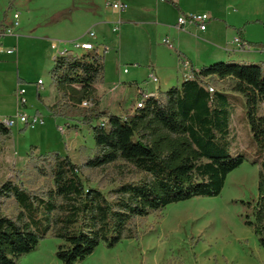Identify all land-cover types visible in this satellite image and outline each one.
<instances>
[{"label":"rangeland","instance_id":"374dc122","mask_svg":"<svg viewBox=\"0 0 264 264\" xmlns=\"http://www.w3.org/2000/svg\"><path fill=\"white\" fill-rule=\"evenodd\" d=\"M91 1L0 0V25L13 21L14 13L19 12L21 26L18 30L22 36L32 38L24 40L27 45L21 48L18 42L8 46L10 42L6 41L1 46L0 102L16 100L17 96L11 97L12 87L30 86L26 95L27 106L22 111L44 120L43 124L34 128L18 124L11 128L10 139H0V185L6 181H18L30 190H37L47 182L51 184V178L40 177L31 169V155L36 158L56 154L69 156L79 166L82 178L87 179L90 186L100 187L105 192L120 183L138 182L145 176L135 167L122 162L106 170L86 168L85 162L97 153L92 127L105 121L94 120L92 125H86L83 120L95 107L126 118L136 113L140 92L152 95L169 91L171 88L164 90L165 81L170 83L175 79V68L179 66L176 51L180 49L173 42L171 46L165 43L166 46L152 47L138 36L134 38L137 40H133L126 35L109 34L115 49L110 48L107 54L106 84L96 90V105L85 108L55 91L51 93L50 90L56 88L50 74L54 63L51 53L48 54L44 48V39L59 40L88 32L91 26L85 17V10ZM221 1L218 0L220 4ZM233 1L234 14L240 17L237 23L245 27L248 42L258 46L245 54H224L223 58L212 63L197 60V56L189 54L198 65L201 63L204 67L218 62H234L264 66V0ZM210 3L214 5L217 0H210ZM126 5L125 11H128L130 6ZM106 6L110 7V3ZM116 17L118 19V15ZM231 37L228 36L226 41L230 42ZM219 38L223 43L225 37L221 34ZM14 41L16 43V39ZM13 47L18 48V53L8 56L6 49ZM172 48L173 52L170 51ZM21 50L23 62L18 70L19 61L16 58ZM75 53L81 54L79 51ZM151 63L164 67L169 77L154 72L159 78L156 84L150 77L154 67ZM185 67L188 69L189 64L186 63ZM125 69L130 73H125ZM19 77L27 79V82L18 84ZM38 78L44 81L45 90L50 91L47 101L44 99L45 103L35 96ZM208 83L212 90L219 91H227L231 84L230 81L217 79ZM51 106H55V113L63 117L54 116L49 110ZM230 111L231 152L245 155L246 161L227 177L220 196L198 197L152 212L148 217L134 221L137 238L123 239L113 248L102 243L91 256L74 264H264V249L260 246L259 237L245 223L249 210L243 203L254 202L259 196L260 167L253 164L257 149L246 119V104L242 95H231ZM18 211L12 201L2 207V213L8 216H14ZM59 244V239L49 235L35 251L20 257L17 264H63L56 256Z\"/></svg>","mask_w":264,"mask_h":264},{"label":"trees","instance_id":"16d2710c","mask_svg":"<svg viewBox=\"0 0 264 264\" xmlns=\"http://www.w3.org/2000/svg\"><path fill=\"white\" fill-rule=\"evenodd\" d=\"M175 7L170 0H164ZM250 48L258 45L242 42ZM180 87L150 96L143 108L122 118L96 107L83 124L92 127L97 153L85 162L89 169L106 170L122 162L145 176L138 182L120 183L105 192L92 187L69 156L31 155V169L51 184L30 190L22 182L0 185V264H17L36 250L49 235L59 239L56 256L63 264L82 262L100 244L108 248L123 239L137 238L134 221L171 204L198 197L221 195L227 177L246 161L231 152L232 94L242 95L246 119L256 143L259 196L243 203L249 210L246 225L264 249V66L218 62L198 71ZM57 92L80 105L92 100L96 85L105 81V57L97 51L58 57L51 70ZM230 81L227 91L212 90L208 81ZM55 106L49 107L54 116ZM0 126V139L11 138ZM12 201L18 212L2 213Z\"/></svg>","mask_w":264,"mask_h":264},{"label":"crops","instance_id":"0c3cea01","mask_svg":"<svg viewBox=\"0 0 264 264\" xmlns=\"http://www.w3.org/2000/svg\"><path fill=\"white\" fill-rule=\"evenodd\" d=\"M170 1L176 4L178 7H175L171 3L164 0H93L89 4V8L85 10V17L89 20V24L91 26L88 32H80L79 34L74 36H65L59 38V40H51L45 38V41L43 42L44 48L48 54L51 53V60L53 61V63H55V56L57 54V51L63 50L64 48L68 47L71 42L77 40L91 41L99 47L100 52L103 48H108L107 53L104 55L106 62V57L110 52V48L115 49L112 41L113 38H111L109 34L120 36L126 35L133 40H137L134 38L138 36L140 37V39H145L146 42H149L148 44H151L150 46L152 47L154 45L166 46L167 44H165L164 41L168 40L169 43L167 46H171L173 42L180 49L176 51L179 66L175 68L176 73L174 75V81H171L170 83H167V80L165 81L166 88H164V90L173 87H180L185 81L191 79L192 68H195V70L197 71L202 68L201 63H199V65L196 63V59L203 60L204 62L206 61V63H212L223 58L224 54H226V56H232L234 54H245V52L253 50L248 45L241 49L238 47V40H240L241 42H248V40L246 39V32L244 29L245 27L242 28L240 27L241 23H237L240 17L234 14L235 4L233 0H222L223 2L221 1V4L217 0V3L214 5L210 3V0ZM107 3H126L130 6V9L128 11H123L120 13L112 9L111 6L107 7ZM16 13L19 14L18 27L14 26V15L13 21H10L6 25L4 23L0 25V32H3L7 29L11 30V34H7L0 38V48L6 41L10 42L9 44H7L8 46H12L15 44L17 45L18 42V46L19 48H21L23 47V45H27L24 40L28 41V39H32L31 37H25L20 34L18 29L21 26V14L19 12H15L14 14ZM202 14H206L210 17L205 31L200 30L196 25H187L184 28H181L178 25V20L181 16ZM117 15L118 19L116 17ZM116 27H118V30L114 32V29ZM91 32L95 33L96 35V38L94 40L89 37V34ZM221 34L225 37L223 43H221L219 38ZM231 35L232 37L230 39V42H227L226 39ZM14 39H16V43ZM152 39H154V41L151 42ZM54 43L58 44V50H54L52 48ZM6 50V54L8 56H14L15 53H18L17 47L8 48ZM10 50L15 51L12 54H8V51ZM170 51L173 52V48ZM82 54L83 52L76 55ZM189 54L197 56L196 59ZM16 61H19L17 69L20 70L23 62L22 50L17 55ZM186 63L189 64L188 69H186L185 67ZM151 66L154 67L153 72H151L150 74V77L151 75H154L157 78V82H155L156 84L159 83V78L157 75H155L154 72H158L163 77H169L164 67H160L155 63H151ZM125 71L126 69L124 70V72ZM127 73L129 74L130 71H127ZM21 81L27 82V79H22L19 77L17 79V83L19 84L21 83ZM39 81H42L43 84L39 85ZM104 84L106 83L104 82ZM44 85V81L41 78H38L35 87V96L39 101H42L43 103H45L44 99H47L50 91L51 93L54 91L58 93L56 88L50 91H46ZM22 86L23 87L18 89L12 87L13 89L11 90V97L14 95L17 96V91L19 89H24L26 91V99V95L28 94V87L30 86ZM98 87L104 88L103 84L96 85V90L98 89ZM114 88H117V86H115ZM152 95L156 96L158 94ZM18 111L19 104L17 98L16 100L0 102V118H9L14 115L16 116Z\"/></svg>","mask_w":264,"mask_h":264},{"label":"built area","instance_id":"2783aa9c","mask_svg":"<svg viewBox=\"0 0 264 264\" xmlns=\"http://www.w3.org/2000/svg\"><path fill=\"white\" fill-rule=\"evenodd\" d=\"M110 6L112 7V9H114L120 13L125 11L127 8V5H125L123 3H113V4H110ZM18 19H19V14L18 13L14 14V20H15L14 26L15 27H18V25H19ZM209 20H210V17L206 14L181 16L178 20V25L181 28H184L187 25H196L199 27L200 30L205 31L206 27H207V23L209 22ZM117 30H118V27H116L114 29V32H116ZM7 34H11L10 29H7L3 32H0V38H2L3 36H5ZM89 37L92 40H94L96 38V35H95V33L91 32L89 34ZM164 42L169 43L168 40H165ZM245 46H247V45L242 43L240 40H238V47L240 49L245 47ZM52 48L54 50H58V44L54 43ZM14 51L15 50H10V51H8V54H12V53H14ZM75 51L83 52V54L88 53V52H92V51H97L98 54L104 56L107 53L108 48H103L102 51L100 52L99 47L95 43H93L91 41L77 40V41L71 42L68 45V47L64 48L63 50H58L57 54L55 56V59L58 57H63V56H67V55H76ZM125 73H127V70L125 71ZM151 78L154 82H157V78L154 75H151ZM38 84L42 85L43 82L39 81ZM25 93H26V91L24 89H19L17 91L19 111L13 119L0 118V126L5 127L7 129H11L18 124H23L27 128H34L37 125L44 123V120L40 116H38V115L30 116L21 110L23 107L26 106V103H27V101L25 99ZM140 95H141V98H140L139 103H137V105H136V110L139 108H143L145 105V101L150 96H154V95L144 94L143 92H140ZM82 106L85 108H91L94 106V104H93L92 100H89V101H84L82 103ZM101 125L106 126V124L104 122Z\"/></svg>","mask_w":264,"mask_h":264}]
</instances>
